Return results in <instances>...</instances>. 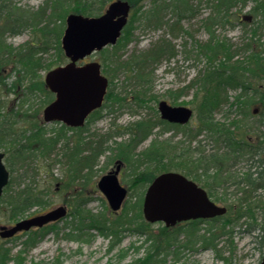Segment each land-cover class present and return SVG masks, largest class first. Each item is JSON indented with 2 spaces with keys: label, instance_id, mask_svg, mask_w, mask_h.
<instances>
[{
  "label": "rangeland",
  "instance_id": "374dc122",
  "mask_svg": "<svg viewBox=\"0 0 264 264\" xmlns=\"http://www.w3.org/2000/svg\"><path fill=\"white\" fill-rule=\"evenodd\" d=\"M44 1L45 0H15V4L17 7L35 11ZM77 1L81 2V0ZM244 1L245 2H240L232 8L228 13V18L225 19L224 17V24L214 26L215 34L213 39L214 42L225 41L231 44L233 49L242 47L243 43H246L247 47H252L246 49V52L242 54V56L246 58V56L249 57L255 55V53L263 54V52L259 50L264 48V0ZM160 2H164L165 4L172 3L171 0H160ZM109 3L110 0H106L104 8L108 6ZM155 3L156 1L154 0L140 1L139 4H143V8L141 7L138 11L137 9H131L128 27L115 45L107 46L101 51H96L79 62L98 61L102 66L103 75L108 77L109 89L107 99L101 109L97 111V114L88 118L87 123L81 130L78 129L77 132H68L72 142L76 143L77 140H81L82 138L87 141L91 139L93 143L102 144V147L106 148L109 146L115 147V142L120 143L128 141L131 133L128 130L134 129L132 126L134 122L139 121L141 118H152L154 120L157 117L160 119L157 111V103L161 101V99H165L170 105L190 106L194 110L193 118L189 123L173 131H164L161 134L159 133L161 128L155 127L153 133L147 137L146 140H143L137 149L141 151V149L147 148L155 138L157 141H166L171 146L175 145L177 153L189 149L193 151L196 146L204 147L206 150L214 148L212 139L205 133L197 135L196 138L187 136L186 134H193L196 130V124H198L195 110L197 85L181 90L180 97L175 100L176 102L173 100V97H175L174 95L178 94L177 92H179L181 87L191 85L192 79L202 77L207 70L211 69L212 65L216 68L220 66V60L213 56V53L207 52L211 55V59H209L208 54L205 52L206 50L203 49L204 47L201 48V44L210 40L209 33L203 26V22L212 9L211 4H208L205 0H190L189 4L191 5V9H189V12L183 13L184 15L181 17V21L178 24L179 30L177 31L176 29H170V26L176 21L175 19H177V12L179 9H175L176 12L173 11L171 7L164 10L165 15L163 20L166 22L163 24L155 26L154 21H146V18L142 15V11L152 7ZM73 5V7L77 6L75 3H73ZM71 12L75 11L71 10L70 13ZM46 13L48 12L46 11ZM244 13L252 16V19L241 22L239 19ZM168 20L169 22L167 23ZM3 24L4 23L0 25ZM63 24L65 27V19ZM172 26L175 25L173 24ZM255 27L257 31L256 35L253 36ZM175 30L176 35L172 34ZM258 33L263 35L258 36ZM251 36L252 38H250ZM4 38L7 47L12 49H15L14 47L19 48V50H21L20 54L26 53L32 48L31 42H35L36 46H33L35 48L34 56H36L43 65L42 70H39L38 74L40 81H42L46 72L49 71V69H47L48 67L52 68L57 65H62L68 60L65 59L63 63L58 64L57 51L54 47L48 48V51L45 53L37 50L41 49L43 46L39 28L32 30L30 26L28 28L26 26L19 34H8L4 36ZM160 38L171 41L172 45H174L176 55L169 59L163 57L159 60L158 64H154L152 82L150 84L151 89L147 92L145 97L151 99L139 105L136 102V94H134V92L137 91V85L134 84L135 79L128 70L120 69L119 59L126 60L132 52L147 49L149 46L157 43ZM20 54H18L16 58L9 55L11 60L8 63L0 64V119L2 117L4 118L3 115L6 116L8 113L15 115L16 118L6 117L5 119L10 121L13 119V126L19 131L18 133L24 130L25 133L29 134L30 130H34L36 126L43 125L42 122H40L43 118V106L41 108L35 107L40 111L39 120L36 117L38 113H36L35 116L31 115L32 113L29 111L24 97L26 96L28 99L32 98V94L34 93V104L39 106L41 101L39 100L38 89L41 90L42 83L38 82L39 79H34V82L30 88H28V83L25 81L24 84H22L20 80H15L16 74L13 71L15 64L14 60L16 59L18 61L17 65L18 69H20L22 66L21 63H19ZM242 56H240L239 59H241ZM246 65L248 69L251 70V73L249 72L247 77L245 76L244 87L241 90L239 87L235 89L230 88L228 90L230 95L229 104L215 112L214 116L218 120H222L225 117L230 104L233 101L235 102L236 95L247 92L249 95L246 96H251L256 90L260 93H264V71L261 67L256 65L255 60H250ZM51 99H53V97ZM233 105L234 106L230 108L231 112L227 113L231 114L230 117L233 118L236 116L237 118L242 117L240 108L237 107L236 103ZM255 110L256 113L253 114ZM16 112H18L19 115L16 114ZM249 112H252V115H248L245 120V122L248 123V126L245 128L246 137L252 142H255L257 133L256 131H252V128H249V124L255 125L258 119L264 115V103L250 105ZM60 125L59 122L45 123L43 129L45 128L46 136L52 134L51 129H59ZM0 151L3 152L4 148H0ZM62 152L63 149H61L60 145L58 149L54 150L46 159H40L39 156L30 160L32 167L37 164L39 166L38 168L31 169V173L30 171L28 173L29 177L25 178V183L21 184V186H23L24 184L31 183L35 189L44 191L43 199L46 203L42 207L37 206L28 212L27 215L11 219L5 207V199H0V231L2 226L6 227L12 225L16 220H19V218H27L30 215L44 213L49 209L58 207V205H64L68 209V214L64 218L60 219L58 222L49 224L46 233L34 245H24V241L33 231L12 239H5L0 236V247L6 251H10V257L7 259L6 264H153L151 262L152 259L157 257L159 253L164 252V244H156V247H152L151 249H149L150 245L140 247L146 234L141 236L136 233L135 224L133 223H126L127 228L120 234V241H117L114 235L111 237L103 233L101 234L96 227L82 230L78 238H69L66 236L70 232L72 234H78V231L75 229L76 222L69 213L76 206L75 204L80 198L87 200L85 206L87 211L94 214H101L99 215L100 217H102L103 214L106 219L112 220V218L117 216H123L126 209H128L138 197L142 200L147 183L140 182L134 184V182L131 181L134 175H130L129 163L124 161L120 181L125 184L127 183L128 195L123 202V207L119 211L113 212L105 195L97 187V181L100 179V176L106 173L107 170H110L111 167H115L114 157L110 159V156H112L110 149L99 156L97 165L93 167L92 177L88 181L81 179L79 182L74 183L76 185L68 181L70 175L69 167L68 164H66V159L60 157L63 155ZM56 158H60V161H57ZM246 158L247 157L238 159L235 163H229V166L232 167V170L237 173L238 176H242L250 167L252 161H246ZM4 164L9 170L10 178L14 176L17 177L18 171L14 170L13 172L11 170L8 160L4 159ZM14 166L16 167L15 164ZM20 171L22 170H19V172ZM33 171H35V174ZM154 171L157 172L158 170L155 169ZM171 171H174V169ZM147 175L151 176V173ZM18 180L17 178L11 185L12 189L15 190V188H17L16 184ZM238 180L239 178H235L228 181L226 184L229 189L227 195L221 193L223 192L221 188H219L220 192L218 193L221 198L217 200V204L226 207L228 205L232 212L241 209L239 204L241 192L236 193V182ZM197 182L200 184L199 181ZM3 196L4 195H2V197ZM252 197L253 199H251V201H257L259 203L262 199L263 201L261 202H264V190L262 188L256 190ZM126 205L128 206L125 207ZM140 208L142 209V204ZM245 208L246 206L243 205L242 209L245 210ZM232 212L230 216L220 217L219 219L199 220L196 226V230L199 233H204V229L212 227L214 235H218V237L215 238L218 239L216 241V249L214 245L210 248H201L200 244L188 248L181 247L179 245L180 242L186 240L184 238L186 234L183 231L178 243L169 248L166 261L163 264H260L264 253V246H261L258 236L262 235L264 232V208L257 207L256 211L253 212V219L256 225L252 229L251 227L249 229L247 228V223L252 220L249 216H245V218L242 217L240 221L237 220L238 222L235 221L234 223L230 220V218L236 220L235 213ZM149 224L151 225L147 228V231L152 234V240L155 241H164L167 231H177L178 228L187 229V226L190 227V223L186 222L173 228H168L161 222ZM148 233L147 236H150ZM175 253L179 255L178 259ZM159 257L161 258L162 256ZM223 257L225 260L222 259Z\"/></svg>",
  "mask_w": 264,
  "mask_h": 264
},
{
  "label": "trees",
  "instance_id": "16d2710c",
  "mask_svg": "<svg viewBox=\"0 0 264 264\" xmlns=\"http://www.w3.org/2000/svg\"><path fill=\"white\" fill-rule=\"evenodd\" d=\"M112 0H110L111 2ZM131 4L132 10L137 11L143 8V4L140 5L139 2L144 0H128ZM156 3L142 11V15L146 18V21H154V25H160L165 23L164 10L171 7L173 11L179 9L177 12V19L174 21L170 29L179 30V22L181 21L183 13L189 12L191 5L190 0H171L172 3L165 4L160 2V0H154ZM208 4H211V11L209 15L204 19L203 26L207 29L209 33V41L201 44V48L204 47L206 54L213 53V56L220 60L219 68L211 66V69L207 70L202 77H197L192 79L191 85L186 87H181L178 94L173 97L175 100L180 97L181 90L185 88H191L197 85V91L195 96V110L197 115L198 124H196V130L192 133H186L187 136H193L196 138L197 135L205 133L209 136L213 143L214 148L211 150H206L204 147L196 146L195 150H184L176 152V146H171L166 141H157L155 138L152 140L151 144L144 149L139 151L137 148L141 145L143 140H146L152 133L155 127H160V134L164 131H173L180 127V125L170 124L164 119L156 118L153 120L147 118H141L139 121L132 124L134 129L128 130L130 137L128 141L125 142H115V147H102V144L93 143L91 139L77 140L76 143L71 141V136L68 135L69 131L77 132L78 129H73L63 124L60 125L59 129H51L52 134L46 136L45 128L41 126H36L34 130H30L27 134L25 131H19L13 126V119L10 121L5 119L6 117H14L15 115L8 113L4 118L0 119V148H4L5 159L8 160L11 170L18 171L17 177H12L9 183L4 188L3 197L0 199H5V207L8 210V215L11 219H16L27 215L33 208L37 206H43L46 202L44 201L43 190L35 189L31 183L24 184L25 178L29 177L28 173L31 169L38 168V164L34 167L30 164V160L39 157L40 159H46L52 152L58 149L61 145L63 149V155L61 158L66 159V164H68L69 169V182L74 184L79 182V180L88 181L93 175V167L97 165L99 156L104 154L110 149L112 152V157L122 158L124 161L129 163V169L131 171L130 175H134L131 181L134 184L140 182L149 183L152 182L154 176L159 173L168 170L181 171L188 177L200 182L202 187H204L209 196L216 202L220 199L218 194L219 188L223 189V195H227L229 190L226 186L228 181L239 178L236 182L237 191L241 192L240 195V206L245 205V210H239L236 212L230 211V207L227 205V213L215 217L212 219H219L220 217L230 216L231 212L235 213L236 220L231 219L232 222H238L242 217L249 216L251 222L247 223V228H254L256 225L253 219V212L256 208H264V202L261 199L259 203L257 201H251L254 196V192L258 189L264 190V115L258 119L255 125L249 124V128L252 131H256L257 138L255 142H252L246 137L245 128L248 123L245 122L248 115H252L249 112V107L252 104L264 103V93H260L256 90L251 96L247 92L241 95L235 96V102L233 101L227 112H231L234 105L240 108L242 117L235 118L230 117L231 114L226 112L225 117L222 120L215 118V112L221 110L225 105L229 104V92L230 88H240V90L245 85V76L251 71L248 69L246 63L250 60H255L256 65L261 67L264 71V48L263 54L258 53L245 58L242 54L246 52V49L252 48L247 47L246 43H243L242 47L234 48L231 44L222 41L214 42L215 29L214 26L219 24H224L225 19L228 18V13L235 7L238 3L245 2L244 0H205ZM3 5L7 6V0H2ZM177 2V3H176ZM73 3L77 6L73 7ZM106 5V0H45L42 5L39 6L35 11L30 9H25L17 7L15 4L12 5L13 15H18L23 19V25H29L34 21L35 25H38L40 36H42L43 46L41 49H37L39 52L45 53L48 48L54 47L57 51L58 64L63 63L66 57L63 54V50L60 46V40L62 37V31L64 28V19L71 10L76 13H83L85 15H99L102 14L103 8ZM243 5V4H242ZM1 6V5H0ZM187 7V8H186ZM10 8V7H7ZM5 12L2 10L0 14H9L10 11ZM263 8V7H261ZM46 11L48 13H46ZM225 17V19H224ZM169 20L167 21V23ZM129 24V22H128ZM125 26L123 32L128 27ZM175 26H172V25ZM2 30V29H1ZM0 30V56L4 63H8L11 58H9L10 53L14 52V49L7 47L5 44V38L3 37V31ZM176 30L172 34L176 35ZM257 28L253 30V36L256 35ZM252 38V36L250 37ZM32 46L31 49H27L26 53H22L19 63H21V69L32 78V74H37L38 70H42V62L34 56L35 48ZM208 52V53H207ZM41 53V54H42ZM240 54V55H239ZM176 55L174 45L171 41L160 38L157 43L149 46L147 49H142L137 52H132L131 55L126 60L119 59L120 69L128 70L134 77L135 83L137 85L136 94L137 103L142 105L146 103V94L151 89L152 73L154 71V64H158L159 60L163 57L168 59ZM239 55V56H238ZM242 56V60L239 57ZM209 59L211 55L208 54ZM211 61V60H210ZM47 69H52L48 67ZM251 73V72H250ZM139 88V89H138ZM43 96L39 98L43 104H47L52 101V93L46 87L41 86ZM107 97V96H106ZM245 97V98H243ZM1 104V102H0ZM16 114H19L16 112ZM255 114V112H253ZM35 116V114H33ZM5 119V120H4ZM81 130V128H79ZM17 130V131H16ZM65 131V132H64ZM77 135V134H75ZM21 137V138H20ZM200 142V141H199ZM86 144V145H85ZM246 158V161L251 160L249 169L242 175L238 176L229 166L230 162H236L238 159ZM38 158V159H39ZM109 159V160H110ZM180 159V160H178ZM60 161V158H56ZM55 160V161H56ZM165 162V163H164ZM16 165V167L14 166ZM158 171L155 172L154 170ZM19 170H22L19 172ZM35 174V171H33ZM151 173V176L147 174ZM17 188L12 189L11 185L17 180ZM76 185V184H74ZM145 187V186H143ZM13 192V193H12ZM78 199V198H77ZM250 201V202H248ZM87 200L80 198L75 204L76 206L69 213L74 221L76 222L75 229L78 234L68 233L66 236L69 238L80 237L82 230L87 228L96 227L99 232L105 234L106 236H115L117 241L121 240V233L126 230V223L135 224V232L141 236L146 234L145 239L140 244V247L150 245L149 249L156 247V244H164V252L159 253V256L152 259L153 264H163L166 261L167 253L171 246L176 245L180 240L181 234H186L184 238L185 241L180 242V246L184 248L199 245L205 248H210L214 245L217 248L215 239L218 235H214L212 227L209 229H204V233L197 232V224L199 222L193 221L190 223V227L187 229L178 228L177 231H167L164 241L152 240V234L148 233V227L151 225L143 218V213L141 212V198L138 197L133 204L126 209L123 216L112 218V220L106 219L105 215L90 213L85 209ZM126 205L125 207H127ZM256 207V208H255ZM73 221V222H74ZM167 227V226H166ZM47 227L39 229L38 232H32L28 235L27 239L24 241V245H34L39 241V239L48 230ZM173 228V227H168ZM182 230V231H180ZM147 233L150 236H147ZM222 233V232H220ZM224 233V232H223ZM151 238V239H150ZM258 240L261 246H264V232L262 235L258 236ZM149 242V243H148ZM148 243V244H147ZM160 246V245H159ZM168 248V249H167ZM167 249V250H166ZM176 258L179 255L175 253ZM10 257V251H6L0 247V264H6L7 259ZM222 259L225 260L223 257Z\"/></svg>",
  "mask_w": 264,
  "mask_h": 264
},
{
  "label": "water",
  "instance_id": "95a60500",
  "mask_svg": "<svg viewBox=\"0 0 264 264\" xmlns=\"http://www.w3.org/2000/svg\"><path fill=\"white\" fill-rule=\"evenodd\" d=\"M129 10L127 0H113L101 15L71 13L66 17L60 46L69 61L45 74L46 86L55 96L43 108V120L61 121L70 127L82 126L87 116L102 105L108 79L101 74L100 64L95 61L78 65L77 61L107 45H115L127 24ZM157 106L160 116L171 123L183 125L193 117V109L187 105H169L162 99ZM4 156V152H0V195L10 179ZM118 169L103 174L97 182L98 189L105 194L114 211L122 207L127 196V189L118 180ZM142 203V213L148 222L161 221L167 226L227 212L225 206L210 199L206 189L178 171H165L155 176L145 190ZM66 213V206L58 205L46 213L21 219L2 229L1 236H12L17 231L57 221ZM260 264H264V253Z\"/></svg>",
  "mask_w": 264,
  "mask_h": 264
},
{
  "label": "flooded vegetation",
  "instance_id": "af4514ba",
  "mask_svg": "<svg viewBox=\"0 0 264 264\" xmlns=\"http://www.w3.org/2000/svg\"><path fill=\"white\" fill-rule=\"evenodd\" d=\"M7 6H5V5H3V2H2V0H0V11H4L5 12V10L4 9H6L7 7H10V13L8 14H0V24H2V23H4L3 25H0V30L1 31H3L4 33H3V37L4 36H7L8 34H19V32L20 31H22L26 26H27V28L30 26L31 27V29L32 30H35V29H37L39 26L38 25H35L34 24V21H33V23L31 22L30 23V19H29V25H23V20L21 19V17L20 16H18V15H13L11 12L13 11V7H12V5L13 4H15V0H7ZM16 5V4H15ZM9 11V8H7V10H6V12H8ZM1 13V12H0ZM241 18L239 19L241 22H243V21H249L250 19H252V16L250 17V15L248 16L246 13H244V14H242V16H240ZM263 34H260V33H258V36H262ZM31 45L32 46H36V44H35V42L34 43H32L31 42ZM15 49H14V52L13 53H10V55H12L13 57H15L16 58V56L18 55V54H20V52H21V50H19V48H17V47H14ZM25 51H26V49H25ZM260 52H262L263 51V48H261L260 50H259ZM240 55V54H239ZM238 55V56H239ZM21 56H23V55H19V58L21 57ZM13 61V60H12ZM14 62H15V64H14V67H13V71L15 72V74H16V79L15 80H20L21 81V83L22 84H24V81L26 82V83H28V85H27V87L28 88H30V86L32 85V83L34 82V79H39V83L41 82L42 83V85H43V87H46V83H45V79H44V77H45V75L43 76V78H42V81H40V77L38 76V74H39V70L37 71V74H36V76H35V74H32V78L31 79H29V76L28 75H26L25 74V72L20 68V69H18V65H17V60L15 59L14 60ZM90 62V61H89ZM1 63H4V61L1 59V56H0V64ZM85 63V62H84ZM84 63H78V64H84ZM108 83H109V80H108ZM108 89H109V87H108V84H107V92H106V95H105V100H104V102H103V104L105 103V101H106V99H107V93H108ZM30 90V89H29ZM32 91V90H31ZM33 95H34V93L32 94V98H26V96L24 97V101L25 102H27V105H28V107H29V111H31V115H33V114H36V113H38V114H36V117L40 120V111H39V109L38 108H35L36 106L37 107H42V101H41V103L39 104V106L38 105H35L34 103H35V97L33 98ZM38 95H39V98H41L42 96H43V92L41 91V90H39L38 89ZM34 99V100H33ZM102 104V105H103ZM32 105H33V108H32ZM47 104L45 103L44 105H43V108L46 106ZM102 107V106H101ZM101 107L99 108V109H97L96 111H94L93 113H91V114H89L88 115V117L87 118H90V116L93 114V115H95V114H97V111H99L100 109H101ZM43 108H42V112H43ZM256 111V110H255ZM23 114V113H22ZM21 114V115H22ZM43 114V113H42ZM19 115V114H18ZM159 116H160V114H159ZM43 117V116H42ZM162 117L160 116V119H161ZM163 119V118H162ZM40 122H42V124L44 125L45 123H48L47 121H45V120H43V118H42V121H40ZM170 124H176V125H180L181 126V124H179V123H174V122H169ZM43 125L41 126L42 128H43ZM79 128H81V127H77V129H79ZM76 129V128H75ZM114 163H115V167H111L110 168V170H107L106 171V173H109L110 171H112V170H116L117 168H119L118 169V173H117V177H118V180H119V182L121 183V185H123V186H125L126 187V189H127V192H128V187H127V183L125 184V183H123L122 181H120V176H121V173H122V169H123V164H124V160L122 159V158H114ZM105 174V173H104ZM32 216H35V215H30V216H28V217H32ZM20 219H25V218H19V220ZM198 220L199 219H190V220H187V221H182V222H178L176 225H174V227H177V225H180V224H182V223H184V222H186V223H191V222H193V221H196V222H198ZM18 220H16L12 225H9V226H6V227H4V226H2V229H6V228H8V227H11V226H13V225H15L16 224V222H17ZM55 223V222H54ZM50 224V223H49ZM49 224H47V225H44V226H42V227H35V226H32V227H30V228H28L27 230H20V231H17V233H15L14 235H12V236H6V237H3V238H9V239H12V238H17L18 236H20V235H22V234H26V233H28V232H35V231H38L39 229H42V228H44V227H47V226H49ZM1 229V231H0V236H1V232L3 231ZM2 237V236H1Z\"/></svg>",
  "mask_w": 264,
  "mask_h": 264
}]
</instances>
